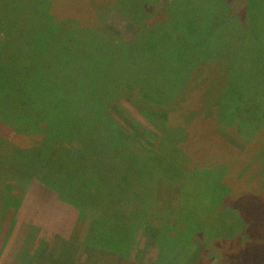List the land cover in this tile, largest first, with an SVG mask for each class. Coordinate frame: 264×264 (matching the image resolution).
I'll return each mask as SVG.
<instances>
[{
	"label": "rangeland",
	"instance_id": "obj_1",
	"mask_svg": "<svg viewBox=\"0 0 264 264\" xmlns=\"http://www.w3.org/2000/svg\"><path fill=\"white\" fill-rule=\"evenodd\" d=\"M108 1L111 0H67L68 16L79 15L73 20L74 22L77 20L76 24L68 20V22L71 21V30L73 33H76V28L84 30L79 32L80 41L77 40L76 43L78 47L72 50V63L89 80L102 79L100 84L89 86V91L93 94L86 100L92 102L91 105L89 104L91 107L96 108H99L103 102H107L106 115L110 120L109 123L112 122L122 128L127 133L125 137L129 138L127 141L130 143L122 142V145L130 148L135 156L141 159L140 170L148 169V164L151 166L152 175L146 172V175L142 177L147 181V184L144 183L146 186L152 183L155 189L154 202L150 209L151 215L143 225H138L135 230V239L131 240V236L118 227L119 224L113 225L119 217V211H116V216L112 217L113 213L105 210L110 204V197L115 195L118 189L114 192L109 191L105 182V174L101 177L102 173L99 170L85 166L86 169L89 167L91 170L85 181L88 182L86 190L83 192H76L75 188H85L80 176L85 170L84 165H79L74 170L66 167L75 173L73 174L75 175L74 182L52 181L53 186L55 183L58 185V191L47 184L51 183L50 180L44 183L39 179V176L43 175L41 167L29 175L13 173L10 178L4 176L0 179V181H5L4 186L9 188L2 191L1 188L4 186H0V264L5 245L11 242L12 236H14L12 243L15 249L20 250L27 245L31 247L36 244L37 254L42 259L41 261H44L42 264H155L158 254L155 240L162 227L170 228L172 232H176V228L180 229L181 226L185 227L184 221L178 224V214L182 211L181 209L183 213L187 212L190 220L191 216L195 215L200 226H190L194 237L187 244H172L176 245L173 249L176 257L169 259L170 264H184L186 260L188 264H235L234 261L237 258L235 254L240 255V250L244 249L243 244L251 250L255 249L258 243H255V240L248 234L244 235L240 226L237 235H234V229L237 230L234 228L233 230L226 229L225 237L211 240V236L225 226V216L220 212L217 213L221 210H215L220 200L226 199L234 203L239 197L246 198L256 195L258 198H264V187L259 188V182L264 183V159L257 164L258 166H251L249 171L241 169L248 166L246 161L250 159H254L253 164L255 161L258 162L257 159L255 160L254 152L264 147V55H261L263 62L261 61L259 65L260 75L257 74L262 84H228V74L222 76L217 74L214 84H194L201 75L191 76L183 89L184 92H181L183 95L180 97L174 95L173 100H167L176 108H164L162 105L164 110L169 112V116L171 115L169 122L165 124V127L167 126L165 129L154 113L138 106V102L142 99L139 95V84H132L131 81L128 82L131 84L124 83L125 79H120V75L116 76L114 72L118 66L120 69L121 64L113 65L114 59L106 60V56L112 54L113 51L117 52L122 47V42L130 43L146 38L155 27V23L162 21L173 0H157L154 13L151 16L147 15L139 24L121 15L118 11H109ZM242 4H244L243 0L240 1L241 6ZM186 6L190 8L184 9V12L189 13L196 10L199 15L206 9L205 4L202 3H186ZM90 10H93L91 16H87L86 12ZM17 11L20 10H9L8 13L1 10L0 12V14H5L0 15V46L4 45L6 52L11 46L8 38L9 32L15 34L18 29L16 21H20L19 23L24 21L19 13L17 16L13 15ZM57 13L62 17L65 14V7H59ZM94 15L99 16V25L92 20ZM82 16L84 19L88 18V22L83 20ZM61 23V21L54 20L51 24L59 29L63 26L60 25ZM197 33L198 31L194 34ZM73 37L77 38V35ZM88 45L97 50L99 48L100 50L97 51L99 54L95 53V48H90ZM200 52L205 53L203 47ZM12 53L14 54L12 58L17 57L18 53L15 48ZM91 53L93 57H99L103 61L102 64L96 67L97 63L89 57ZM20 58L24 59V56L20 55ZM186 58L187 54L182 52L178 59L185 60ZM171 61L172 59L168 58L157 64H167ZM252 61L255 64L258 58H252ZM151 65L153 67L154 63ZM107 68L109 74L105 71ZM139 70H143V67L136 68L138 77ZM214 72V68L211 69L212 75L209 74L207 78L203 77V82L212 77ZM249 74L252 75V72ZM249 74H245L247 80H250ZM108 77L110 80H107L106 84H112L111 80L117 79L114 85L116 94L111 96H108L107 91L110 92L112 86L107 89L105 87V79ZM61 78L63 77L59 75L56 79ZM119 83H124L122 89L119 88ZM93 85L99 91L92 89ZM166 85L172 86L173 84ZM127 89H129L128 93ZM194 91L196 93L192 94ZM75 92V95H78L79 92L76 90ZM98 92L102 93L101 97L98 96ZM93 97H96V100H92ZM258 107H262L261 112ZM163 108H152V110L159 111ZM215 108L219 111L215 112ZM101 112L105 115L104 110ZM208 113L209 116L216 115L217 118H226L228 121L221 122L213 116L210 118L212 119L210 123L205 117ZM255 116L257 119L254 121ZM171 125H180L179 131L187 133V136L175 134L173 138L175 131H171L170 134L173 135L168 136V139L164 138L165 136L162 135L169 131ZM42 137L41 132L35 135L17 136L10 125L0 121V138L12 142L17 150L28 152V149L36 146L37 142H42ZM173 140L179 145L174 144ZM250 141H253L255 145L250 144ZM226 146L227 148L235 147L234 151L238 152V158L234 154L224 157L221 148ZM69 148L81 153L85 151L77 142ZM69 148L67 150H70ZM104 150L101 149L103 154ZM3 158L6 163L10 162L11 152L5 157L0 153V162ZM115 159L116 155L113 157L111 154L105 158L107 162L109 160L115 162ZM64 162L75 166L79 161L75 163L72 160L68 163L64 160ZM109 163L102 162L97 165L104 166L105 173L108 174L107 170L116 165V163ZM118 163L119 167H127L124 161H118ZM38 170L40 175H38ZM240 172H243V175ZM49 175H51L50 170L44 174L48 179ZM118 175L124 176L123 172L115 175L110 173L108 176L109 178L115 176L117 177L115 180H118ZM135 175L136 173L133 179L139 182L141 176ZM68 186L74 190V195L67 194ZM88 186L89 191H87ZM254 186L263 193H253ZM144 192H146L145 186ZM137 193L141 195L143 192L140 193L137 190ZM131 195L133 197V193ZM135 195L138 196L136 193ZM240 206H244V202ZM196 208L197 210H194ZM206 229L211 233L210 236ZM137 231L139 234L136 236ZM228 236H237L236 239L242 238V240L240 239V244L235 245V242L231 241L232 239ZM129 242L133 243L132 246L135 245L134 249L132 248L133 252L130 256H124Z\"/></svg>",
	"mask_w": 264,
	"mask_h": 264
},
{
	"label": "trees",
	"instance_id": "obj_2",
	"mask_svg": "<svg viewBox=\"0 0 264 264\" xmlns=\"http://www.w3.org/2000/svg\"><path fill=\"white\" fill-rule=\"evenodd\" d=\"M156 1L111 0L108 1V5L109 11H118L121 15L139 24L147 15L151 16L154 13L157 6ZM240 1L173 0L162 21L155 23V27L146 38L130 43L122 42V47L117 52L113 51L112 54L106 56V60L114 59L113 65L121 64L120 69L118 66L114 72L116 76L117 74L120 75V79H125L124 83L131 81L132 84H139V95L142 99L140 102L137 101L138 106L154 113L165 129H167L165 124L169 122L171 115L169 116V112L164 108H176L173 104L170 105L167 100H173L174 95L177 97L183 95L181 92L188 84L191 76L201 75L194 84H214V78H217V74L221 76L228 74V84H262L258 75H260L261 55H264V0H243L242 6ZM186 3H202L205 4L206 9L200 15L196 10L189 13L184 12V9L190 8L186 6ZM59 7H65V14L62 17L57 13ZM67 8V0H0V12L1 10L5 13L6 11L8 13L9 10H20L21 12H14L13 15L17 16L19 13L24 20L20 19L22 23L16 21L18 29L15 34L9 32L8 38L11 46H9L8 52L3 48L4 45L0 46V121L10 125L17 136L35 135L38 132L43 135L42 142H37L36 146L28 149V152H26L27 150H17L12 142L0 138V153L3 154V157L11 152L10 162L6 163L5 158L0 162V179H3L4 176L10 178L13 173L33 174L38 167H41L43 175L39 174V170L38 175L44 183L46 180H50L51 183L46 182L50 186H53L52 181L59 183L62 180L73 183L75 176L73 174L75 173L72 170L79 165H84L85 170L81 172L80 176L85 188H75L76 192H83L86 190L88 182L85 181L88 179L91 168L97 169L102 173L101 177L105 174V182L109 191L114 192L118 189L116 194L110 197V204L106 206L107 209L105 210L111 211L112 217L116 216V211H119V217L113 225L119 224L118 227L129 234L131 240H134L138 225H143L144 221L149 219L151 215L150 209L153 206L155 189L152 183L146 186L147 181L142 177L146 175V172L151 173L152 168L148 164L150 169L143 168L140 170L141 159L135 156L130 148L122 145V142L130 143L127 141L129 138L125 137L127 133L122 128L112 122L109 123L110 120L106 115L108 112L107 102H103L99 108H96L91 107L92 102L86 100L93 94L89 91V86L100 84L102 79L99 81L89 80L72 63V50L78 47L76 43L77 40L80 41L79 32L84 30L76 28V33H73L71 21L68 22V20L73 21L79 15L69 17ZM92 12L93 10L86 12L87 16H91ZM98 17L94 15L92 18L96 25H99ZM82 19L88 22V18L84 19L82 16ZM54 20L61 21L60 25L63 26L59 29L57 26H53L51 23ZM76 22L77 20L73 21L75 24ZM85 29L91 30L88 27ZM197 31L198 33L194 34ZM76 35L77 38H74L73 36ZM88 47L93 46L88 45ZM202 47L205 50L203 54L200 52ZM14 48L18 54L17 57L12 58ZM94 50L96 54H99L97 53L99 48ZM182 52L187 54L185 60L178 59ZM20 55H23L24 59L20 58ZM90 55L89 57L97 63V65L95 64L96 67L102 64L103 61L99 57H93L92 53ZM168 58H171L172 61L167 64H157ZM252 58H258V61L253 64ZM152 63H154L153 67ZM138 66L143 67V70H139L140 78L136 74ZM125 67L126 71H124ZM213 68L215 71L213 76L203 82V77L207 78L209 74L212 75L210 70ZM105 71L108 73V68ZM250 72L252 75L249 74ZM246 73L251 76L250 80H247ZM59 75L64 79H56ZM210 79L211 81H209ZM107 80L110 78L105 79L106 89L112 86L110 92L106 90L108 96L116 94L114 85L117 79L111 80L110 83L112 84H106ZM124 83H119L120 89L123 88ZM92 89L99 91L94 85ZM75 90L79 92L78 95H75ZM128 92L129 89H127ZM98 93V96L101 97L102 93ZM104 94L106 95V93ZM92 100H96V97H93ZM261 104L263 105V103ZM152 108L163 109L157 111L152 110ZM258 108L259 111L262 109V107ZM102 110L105 111L106 116L101 112ZM218 111V108H215V112ZM213 116L218 121H228L226 118ZM213 116H209V113L205 115L210 123L212 121L210 118ZM256 119L257 116H255L254 121ZM179 128L180 125H171L169 131L162 136L168 139V136L173 135L170 134L171 131H175L173 138H175V134L187 136V133H183L182 130L179 131ZM75 142L84 148L85 151L83 152L88 150L87 153L83 154V152L70 149L69 147L75 145ZM250 142V144L255 145L253 141ZM173 143L179 145L174 140ZM227 147L221 148L222 155L226 157L229 154H234L238 158L239 154L234 151L235 147ZM68 148L70 150H67ZM212 148L210 149L212 150ZM101 149H105L104 154ZM110 154L113 157L116 155V159L115 162L109 160V164L116 163V165L107 170V174L105 167L97 164L108 163L105 158ZM254 156L258 162L255 161L253 164L254 159H250L246 161L248 166L242 167V170L249 171L251 166H258L257 164L263 161L264 147L256 149ZM64 160L68 163H71L72 160L75 163L79 162L72 166L66 164ZM118 161H124L127 167H119ZM85 166L91 168L86 169ZM49 170L51 175L48 176V179L44 174ZM113 170L114 172H112ZM122 172L124 176L118 175L120 180H115L117 178L115 176L112 178L108 176L110 173L115 175ZM135 173L141 176L139 182L133 179ZM240 174L243 175V172ZM248 178L252 179V177ZM4 182L0 181V183ZM259 183V188L264 187L263 182ZM144 186L146 192H144ZM53 187L58 191L59 187L56 183ZM5 189L8 190V186L1 188L2 191ZM257 189L258 187L254 186L253 193H263ZM137 190L143 193L139 195ZM223 190L225 189L223 188ZM87 191H89V186ZM66 192L74 195V190L69 186L66 188ZM131 193H133V197ZM135 193L138 196H134ZM61 199L72 204L66 199ZM223 201L220 200L215 210H221L217 213L220 212L225 216V226L218 230L214 236H211V240L225 237L224 231L226 229L237 228L238 230L240 226L244 231L243 234H248L258 244L255 249L251 250L247 249L246 244H243L244 249L240 250V255L235 254L237 257L234 261L235 264L248 262L264 264V198L252 195L246 198L239 197L238 201L234 203L226 199ZM243 202L244 206H240ZM181 210L178 214V224L184 221L185 227L176 228V232L170 231V228L162 227L156 236L155 246L158 249V254L155 264H170L169 259L176 257L173 254L176 245L173 246L172 244H187L194 237L193 232L190 231V226H200L195 215L191 216L190 220L187 217V212L183 213V209ZM234 230V235L240 231ZM137 234H139L138 231L136 236ZM210 234L208 231V236ZM235 237L237 236H231V241L235 242V245L240 244L242 238L236 239ZM132 244L129 242L124 256H130L133 252L135 245L132 246ZM184 264H188V260L184 261Z\"/></svg>",
	"mask_w": 264,
	"mask_h": 264
},
{
	"label": "crops",
	"instance_id": "obj_3",
	"mask_svg": "<svg viewBox=\"0 0 264 264\" xmlns=\"http://www.w3.org/2000/svg\"><path fill=\"white\" fill-rule=\"evenodd\" d=\"M1 185L4 184L0 183V186ZM12 238L14 239V236L11 237V242L5 245L4 253H2L3 259L1 264H42V262H44L41 261L42 259L37 254L38 251H36V244H33L31 247H28L27 245L23 249L19 250L14 248Z\"/></svg>",
	"mask_w": 264,
	"mask_h": 264
}]
</instances>
